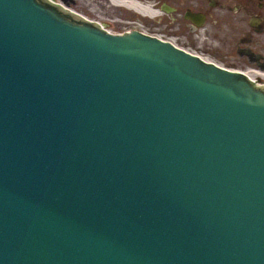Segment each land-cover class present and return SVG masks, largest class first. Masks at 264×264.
Segmentation results:
<instances>
[{
  "label": "water",
  "instance_id": "95a60500",
  "mask_svg": "<svg viewBox=\"0 0 264 264\" xmlns=\"http://www.w3.org/2000/svg\"><path fill=\"white\" fill-rule=\"evenodd\" d=\"M66 8L0 0V264H264V85Z\"/></svg>",
  "mask_w": 264,
  "mask_h": 264
},
{
  "label": "flooded vegetation",
  "instance_id": "af4514ba",
  "mask_svg": "<svg viewBox=\"0 0 264 264\" xmlns=\"http://www.w3.org/2000/svg\"><path fill=\"white\" fill-rule=\"evenodd\" d=\"M150 1L161 13L153 19L161 25L163 35H172L179 41L184 38L190 46H195L197 40L204 43L202 51L209 53L215 51L213 46L222 49L223 35L236 38L239 43H229L235 47L231 57L264 71V0ZM240 44H245L247 50ZM255 81L264 85L262 78L256 77Z\"/></svg>",
  "mask_w": 264,
  "mask_h": 264
},
{
  "label": "rangeland",
  "instance_id": "374dc122",
  "mask_svg": "<svg viewBox=\"0 0 264 264\" xmlns=\"http://www.w3.org/2000/svg\"><path fill=\"white\" fill-rule=\"evenodd\" d=\"M53 2L65 4L68 6V9L75 11L91 21L98 22L104 29L112 33H123L135 29L149 35H155L169 40L179 48L199 55L204 59H208V61H213L215 64L223 67L237 71H246L247 69L256 70L252 65L246 64L241 59L238 60L235 57H231L234 55V43H239L236 38L231 39L223 35V41L221 43L222 49L216 50L219 47L217 45L213 46L214 52H203L202 50H205L203 46L204 43L201 44V42L195 40V46H190L185 43L184 38H181L179 41V39L176 40L172 35L165 36L160 33L159 29L161 25H158L155 19L142 17L122 7L110 5L111 3L108 0H53ZM234 33L236 34V31H234ZM232 42H234L233 46L229 45V43ZM241 46H243V49L247 50L245 44Z\"/></svg>",
  "mask_w": 264,
  "mask_h": 264
},
{
  "label": "bare ground",
  "instance_id": "6f19581e",
  "mask_svg": "<svg viewBox=\"0 0 264 264\" xmlns=\"http://www.w3.org/2000/svg\"><path fill=\"white\" fill-rule=\"evenodd\" d=\"M51 1H53V0H51ZM108 1L111 3L110 5H113L115 7H122L128 11H132V12L136 13L139 16L150 18V19H153L157 15L161 14L160 11L157 10L155 5L150 0H108ZM59 4L61 6H63L64 8H66V7L68 8V6H66L65 4H62V3H59ZM73 12H75V11H73ZM84 18H86V17H84ZM86 19H88V18H86ZM240 72H243L251 80L255 79L256 77L264 79V71H260L258 69H256V70L247 69L246 71H240Z\"/></svg>",
  "mask_w": 264,
  "mask_h": 264
}]
</instances>
